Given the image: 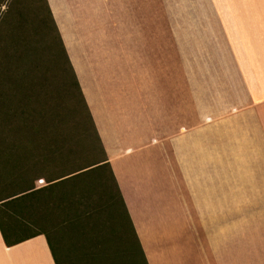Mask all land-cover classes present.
I'll return each mask as SVG.
<instances>
[{"label": "crops", "instance_id": "0c3cea01", "mask_svg": "<svg viewBox=\"0 0 264 264\" xmlns=\"http://www.w3.org/2000/svg\"><path fill=\"white\" fill-rule=\"evenodd\" d=\"M111 1L58 29L148 264H264V0ZM0 264L55 263L0 233Z\"/></svg>", "mask_w": 264, "mask_h": 264}, {"label": "trees", "instance_id": "16d2710c", "mask_svg": "<svg viewBox=\"0 0 264 264\" xmlns=\"http://www.w3.org/2000/svg\"><path fill=\"white\" fill-rule=\"evenodd\" d=\"M52 11L0 0L4 244L41 234L55 264H148Z\"/></svg>", "mask_w": 264, "mask_h": 264}, {"label": "rangeland", "instance_id": "374dc122", "mask_svg": "<svg viewBox=\"0 0 264 264\" xmlns=\"http://www.w3.org/2000/svg\"><path fill=\"white\" fill-rule=\"evenodd\" d=\"M49 5H51L53 9V16L57 23V26L60 25L62 32L67 35L70 34L72 21L76 20L78 23L76 26V30L78 26L81 24L88 22L89 24V15L91 12V0H48ZM114 7L123 9L127 8L130 4L131 8H139L145 9L149 11L150 9L161 8L164 11V14H171L172 11H180L181 9H186L193 7V0H130L129 3L126 0H116L114 2L111 1ZM182 13H179L178 16H174L173 19H178L179 26H181L180 31L185 30L184 25L187 24V20L185 16H181ZM171 17H164L165 20H170ZM59 28V27H58ZM78 38L80 37L79 33L77 34ZM181 39L185 36V33L180 32ZM64 243L67 244L69 237L63 235Z\"/></svg>", "mask_w": 264, "mask_h": 264}]
</instances>
